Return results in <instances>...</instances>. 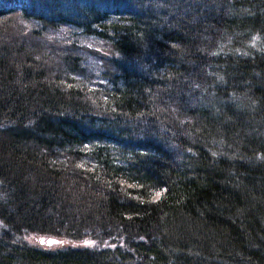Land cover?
I'll list each match as a JSON object with an SVG mask.
<instances>
[{
  "label": "trees",
  "instance_id": "trees-1",
  "mask_svg": "<svg viewBox=\"0 0 264 264\" xmlns=\"http://www.w3.org/2000/svg\"><path fill=\"white\" fill-rule=\"evenodd\" d=\"M0 264H264V0H0Z\"/></svg>",
  "mask_w": 264,
  "mask_h": 264
},
{
  "label": "rangeland",
  "instance_id": "rangeland-1",
  "mask_svg": "<svg viewBox=\"0 0 264 264\" xmlns=\"http://www.w3.org/2000/svg\"><path fill=\"white\" fill-rule=\"evenodd\" d=\"M23 240L31 246L44 249H60L66 247L82 248L94 247L96 245L94 242L91 241H71L64 238H51L35 234L26 235L24 236Z\"/></svg>",
  "mask_w": 264,
  "mask_h": 264
}]
</instances>
